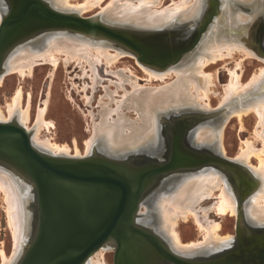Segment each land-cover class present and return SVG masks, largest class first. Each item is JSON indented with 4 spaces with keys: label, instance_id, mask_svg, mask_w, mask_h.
<instances>
[{
    "label": "bare ground",
    "instance_id": "1",
    "mask_svg": "<svg viewBox=\"0 0 264 264\" xmlns=\"http://www.w3.org/2000/svg\"><path fill=\"white\" fill-rule=\"evenodd\" d=\"M68 1L51 0L59 8L74 6ZM151 1L139 0V2H135L134 0H126L122 2L121 0H114L112 7H106L107 10H105L104 16L110 22H115L119 25L156 27L168 25L175 17L180 15L183 19L195 17L201 9L200 4H202L200 0H195L191 4H187L186 0H181L172 7L157 9L153 6L159 0ZM249 1L253 0H226L225 6L228 7L223 11L225 12L226 20L233 26L244 22L248 23L250 27L255 16L249 14L251 12L248 6ZM235 4L240 6V11L235 9ZM93 5H95V2L88 0L75 7L84 11L89 7L92 8ZM77 8L74 9L78 10ZM219 18L220 16L218 18L216 16L207 30L201 34L200 41L193 51L194 54H189L186 58L183 57L178 64L171 65L165 70L145 67V71L148 72L150 78L164 79L167 75L173 74L175 76L173 81L160 87H148L140 85L137 79L133 80L128 74L124 73L121 75L116 73V77H119V80L114 81V83L110 80L116 86L115 90L111 91L106 87V97L111 102L114 101L115 103L117 101L116 107L110 108L109 101L108 104L106 102V104L102 105L100 121L95 122L96 124L94 123L92 135L86 141L87 152L93 153L97 150L104 154L111 153L114 158H122L147 148L156 150L159 148L160 143V122L164 120L163 118L167 113L184 109L199 110L201 107L204 108L202 111L211 109L210 104L204 101L209 97L210 85L213 84L211 74L205 71L207 65L224 57L232 58L236 53L243 54L242 60L256 56L255 48L246 46L250 39L246 38L245 35L235 34L233 30H229L230 28L223 25L213 28L214 24H218ZM37 37L39 38L33 39L30 37L28 41L18 42L9 49L3 63L5 70L0 72V81L2 76L9 71L17 72L21 77L26 76L27 73L30 74L34 69V65L40 60L45 61V63L48 62L54 68H57L60 57L64 56L65 60L63 62L76 61V63L78 62L81 65L84 72L86 71V66H88L93 71L92 74L94 73L92 81L95 84V80L98 77L96 71L98 63L105 61L107 63L106 69H108L124 53L123 51L112 52L107 44L98 42L100 41L98 39L83 36V34L78 36L59 30L58 32L47 33ZM237 65L241 67V61H238ZM229 71L230 79L224 88L221 104L228 102V107L233 108L232 114L237 115L240 122L243 121L242 117L244 115L255 114L254 135L262 143L261 147H257L254 141L246 140L238 157L240 161L252 166L254 173H251V178L255 180L253 182L254 187H259L247 200L245 207L247 218L253 221L254 224L261 225L264 224V66H261L247 82L242 80L243 70L239 72L237 69H230ZM119 73L122 72L119 70ZM200 80H202V83ZM126 81L130 84L132 90L127 91ZM119 88L124 91V95L120 100H116L114 93H117ZM125 100H127L126 105H124ZM44 105V107L38 109L33 134L28 131L32 144L36 149L44 153L68 155L69 146H65L66 144L63 147L56 145L47 140V137L42 140L38 135L39 131L45 125L49 126L50 123L45 117L48 106L46 100ZM124 107L133 108L138 113L137 119L132 120L129 118L123 112L122 108ZM30 108L31 97L28 99L27 105L23 106V90L20 86L11 101L7 103V114L0 107V122L11 123V121L16 119L27 130H30L27 126L30 120ZM114 111L117 114L116 117H112V112ZM223 129L222 123L206 125V127H201L197 131L192 132L190 140L192 143L198 144L201 142L219 146L223 139ZM179 152L183 156V151L179 150ZM77 153L80 154L78 149ZM253 158L258 160L256 166L251 164ZM120 166L128 171L125 166ZM0 187L5 193V200L8 205L7 210L14 226V228L12 227L15 241L13 254L16 255L23 246L22 242L25 237L24 223L28 219L27 214L24 216V204L27 202L26 198L24 199L25 188L19 185L16 177L2 166H0ZM217 190L219 191L216 202L217 214H225L228 211L235 214L237 209L236 197L228 187L222 174L217 169H204L198 172L180 174L175 179L167 178L163 185L161 184L154 198L153 195L147 194L141 200L143 202L150 197L149 201L145 203V207L148 211L154 212L155 220H148L147 222L143 220V215L141 214L137 216L136 222L143 227L149 224L154 226L163 241L166 240L176 254L192 256L205 254L209 256L201 257V259L204 261L209 260L213 258V252L224 247L229 240L228 237L221 236L219 231L222 225L220 222L207 221L204 217H202V220L196 208L200 201L204 198L206 199V197L208 198ZM240 208L239 205V210ZM203 211H207V209H203ZM205 214L208 213L204 212L203 215ZM190 217L194 218L200 233L204 237V240L200 241V243L196 241V243L184 244L178 236L176 226L179 220H187ZM147 229L151 230L150 228ZM103 246L109 245L105 244ZM100 251L95 254L92 253L91 255H94L92 257L90 255L83 264H106L102 258V250ZM2 257V264L11 262L8 257L3 255ZM152 263L155 264L156 260ZM218 264H221V261Z\"/></svg>",
    "mask_w": 264,
    "mask_h": 264
},
{
    "label": "water",
    "instance_id": "2",
    "mask_svg": "<svg viewBox=\"0 0 264 264\" xmlns=\"http://www.w3.org/2000/svg\"><path fill=\"white\" fill-rule=\"evenodd\" d=\"M219 5L220 0H209L202 18L190 22L196 25V36L186 46L176 47L152 42L171 32L173 26L161 31L120 27L104 22L100 16L85 18L76 12L58 11L44 0H11L0 23V72L9 49L22 42V37L59 30L115 44L134 53L147 66L166 69L178 64L184 53L196 46ZM258 51L264 55L262 45L258 44ZM213 113L216 111L207 115L186 110L171 113L178 119L172 126L176 135L173 154L169 161L157 165L134 164L131 160L140 151L122 158L100 151L85 157L43 153L33 146L22 125L0 122V164L30 182L36 194L33 233L18 264H83L105 244L114 250V264H153L155 260V264H217L204 261L202 256L176 254L156 233L136 222L145 191L161 174L183 166L184 174L191 173L204 169L205 164H217L225 174L234 171L241 185L250 180L251 175L241 165L218 153L199 157L192 151H184L183 156L179 152L177 145L183 134L188 138L198 121ZM190 147L202 148L192 143ZM244 199L245 195L240 196V206ZM244 212L241 206L238 220L251 223Z\"/></svg>",
    "mask_w": 264,
    "mask_h": 264
},
{
    "label": "rangeland",
    "instance_id": "3",
    "mask_svg": "<svg viewBox=\"0 0 264 264\" xmlns=\"http://www.w3.org/2000/svg\"><path fill=\"white\" fill-rule=\"evenodd\" d=\"M47 1L50 6H52L54 9L62 11V12H76L78 15L88 18L93 16H100L102 20L106 23L114 24L121 27H128V28H144V29H155V31L171 27L172 31L164 36H160L159 39L153 40L152 42L166 45H173L176 47L186 46L187 43L190 42L196 36V25L191 24L192 20L201 19L203 14L205 13L206 9H208L209 6V0H200L202 1V4H200V10L198 11L197 15L195 17H190L188 19H183V17L180 15L179 17H175L174 20H172L168 25H161L156 27H145V26H124L119 25L118 23L110 22L106 17L104 16L107 8H110L113 6L112 2L114 0H89L95 2V5L89 8L87 10L81 11L79 8L75 7L76 5L82 4L88 0H69L68 2L74 6H71L69 8H59L56 5H54L51 0H44ZM126 1V0H121ZM135 2H139V0H134ZM151 1V0H150ZM156 1V0H152ZM151 1V2H152ZM158 1V0H157ZM178 1V2H177ZM181 0H159L158 2L154 3L155 8L162 9L164 7H172L176 3H179ZM183 1V0H182ZM185 1V0H184ZM188 3L191 4L195 0H186ZM264 0H253L248 2V6L250 7V13L251 15H254V21L248 26V23L241 22L237 26H233L229 23L228 20H226L225 12H223L227 7L225 6L226 0H220V5L218 6V10L215 14H212V18L208 21L206 24L204 30L201 31L199 37L201 38V34H203L209 25L211 24L212 20L217 16L218 24H214L213 28H218V26H226L227 28H230L229 30H233L235 34L245 35L246 38L250 39L249 42L246 43L248 47L255 48L256 56L247 57L244 60L243 54L236 53L234 57L232 58H222L219 60H216L215 62L209 63L207 67L205 68V71L208 72V74H211L212 77V83L210 85V90L208 92L209 97L206 98L204 101L205 103H209L211 109L208 110L205 109H184L186 111H200L204 114H211L212 112L216 111V113H213L211 116H203L202 120H199L197 125L194 127V129L191 131H197L201 127H206V125L210 126L214 123H222L224 126L223 129V139L222 143L217 145L213 144H203V143H192L190 140V136L188 134L189 141L195 146V147H202L200 148V152H208V153H214V155L220 154L223 155L222 157L236 161L243 169H245L250 175L251 173H254L252 166L250 167L248 163H244L238 159L239 154L241 152V148L245 145L246 140L254 141L257 147H261L262 143L260 140L256 139L254 135V127L256 123L255 114L249 113L248 115H244L243 121L240 122L237 115L232 114V109L228 107V102L221 104V100L224 95V88L229 83L230 79V69L234 70L237 69L239 72H242L243 74V82H247L250 77L259 70L261 66H264V55L258 51V44L262 45L264 47ZM98 2V3H97ZM111 2V3H110ZM97 3V4H96ZM110 3V4H109ZM174 3V4H173ZM109 4V5H108ZM202 5V6H201ZM236 5V4H235ZM235 9H238L240 11V6L236 5ZM108 6V7H107ZM224 6V7H223ZM107 7V8H106ZM237 7V8H236ZM73 8V9H72ZM77 8L78 10L74 9ZM8 12V5L5 0H0V23L2 21V17L4 14ZM220 20V21H219ZM113 21V20H111ZM228 22V23H227ZM189 23V24H188ZM64 31V30H61ZM58 31H48V32H42L41 34H37L32 36L31 38L36 39L39 38L37 36L54 33ZM67 32V31H64ZM70 33V32H67ZM74 35H80L79 33H71ZM84 36V35H83ZM30 38V37H29ZM197 41L196 46L198 44ZM29 39H27L28 41ZM25 42V41H24ZM101 43L107 44L109 46V49L112 52L116 51H123L122 57L112 66H110L108 69H106L107 63L105 61H101L98 63L97 67V75L95 84L92 81V78L94 77L93 71L89 69L88 66H86V71H83V68L81 65L76 61H70V63H65L63 60H65L64 56H61L59 59V66L57 68H54L51 64L48 62L45 63V61H38L34 65V69L30 74H26V76L21 77L17 72H7L2 76V80L0 81V107L4 109L5 113L7 112V103L8 101H11L12 97L14 96L16 90L18 87L21 86L23 90V106L27 105L28 99L31 97V110H30V120L27 123V126L29 127L30 133L33 134L34 129V123L37 119L38 109L40 107H44L45 100L47 101V109H46V119L50 122L49 126H44L38 133L39 137L44 140L47 137V140H50L52 143L59 145V146H69L68 155H63L67 157H85L88 155H92L93 153H99V151L95 150L92 152L86 151V141L89 139L92 135V128L94 127L97 122L100 121V111H102V105L108 104L110 108H115V104H117V101L111 102L109 98L106 97V87H108L109 90H115L116 86L113 84L114 81L119 80V77H116L117 74L123 75L128 74V76H131L133 80L137 79L138 83L142 86H152V87H160L165 85L168 82H171L174 80V75L170 74L167 75L164 79H155V77H149L148 72L145 71V65L144 63L140 62L137 58V56L130 52L122 49L121 47H118L115 44L107 43L106 41H98ZM250 44V45H249ZM195 47L184 54V58H186L189 54H194ZM167 50V49H166ZM169 51V50H167ZM64 58V59H63ZM241 61V67L237 65V62ZM65 63V64H64ZM150 66H147L148 68ZM5 68V67H4ZM240 68V69H239ZM242 68V70H241ZM5 70V69H4ZM53 70V71H52ZM109 70V72H108ZM115 70V72H114ZM118 70V71H116ZM120 72L122 73H119ZM165 70V69H162ZM110 71H112L110 73ZM127 72V73H126ZM136 78H135V77ZM113 81V83L111 81ZM110 82V83H109ZM202 83V80H200ZM125 86L127 91L132 90L131 86L127 81L125 82ZM212 86V87H211ZM124 91L119 88L117 93L115 92V99L120 100L123 98ZM90 97V98H88ZM92 97V98H91ZM127 100L124 101V105L127 104ZM114 103V104H113ZM204 103V102H200ZM228 107V108H227ZM123 112L126 113L129 118L132 120L137 119L138 113L133 108H122ZM175 111V113H179L181 111ZM221 111V112H220ZM92 112V113H91ZM220 112V113H217ZM171 113H167L164 120L160 122V143L159 148L154 150L147 148L140 153L141 156L146 157V162L151 161V159H154L147 155H155L158 150H160L162 146V138L164 134V129L166 128V125L170 124V127H172L175 123L174 121L178 120L177 117H172ZM7 114V113H6ZM232 114V115H231ZM116 112H112V117H116ZM206 117V118H205ZM11 122H17L20 125L18 120H13ZM96 122V123H95ZM95 123V124H94ZM167 123V124H166ZM53 125V126H51ZM23 126V125H22ZM24 127V126H23ZM47 127V128H46ZM49 127V128H48ZM25 128V127H24ZM190 133V134H191ZM189 144L188 146H190ZM93 146V145H92ZM91 146V147H92ZM187 146V145H186ZM76 147V148H75ZM219 147V148H218ZM223 147V148H222ZM93 148V147H92ZM77 149L79 150V153H77ZM76 150V151H75ZM44 153V152H43ZM77 153V154H76ZM54 155H61V154H54ZM79 155V156H78ZM107 156H111V153H106ZM213 155V154H212ZM129 156V155H127ZM126 157V156H125ZM145 160L143 163H146ZM148 160V161H147ZM258 160L256 158H253L251 160V164L256 166ZM0 166L4 167L0 164ZM6 168V167H4ZM11 174H13L16 177L17 183L24 187V199L26 198L27 202L24 204L25 206V213L24 216L27 214L28 219L25 221L24 225V239H23V246L20 249V252L18 254L14 255V247H15V241H14V226L11 223V219L9 217V211L7 210V202L5 200V193L0 187V264L3 263V256L8 257L11 261L9 264H18L17 262L20 259V256L22 252L24 251L25 247L28 245V241L30 238V235H32V225L34 223L36 213L34 212V200L36 197L35 194V188L32 186L30 182H28L26 179L15 173L13 170L6 168ZM204 169H216L213 167V165H207L204 167ZM201 169V170H204ZM222 176L224 177L228 187L231 189L233 195L236 197L237 201V209L236 213L233 214L231 212L218 213L216 210V202L218 200V194L219 191H215L214 194L204 198L200 203L197 205L199 216L204 217L207 219V221H216L220 222L222 227L220 229V234L222 237H228V243H230L232 240H234L237 237V229H238V215H239V205H240V195H237L239 193H236L233 182H231V179L229 176L225 173H223L221 170L217 169ZM200 171V170H199ZM198 172V171H195ZM179 175H174L170 178H177ZM252 183L255 181L251 177L249 178ZM165 182V181H164ZM163 182V183H164ZM162 183V185H163ZM161 187V186H160ZM156 189L152 193H148L153 195V198L157 195L159 189ZM259 188V187H258ZM256 186L254 187V184L251 185L248 192L245 194V199L242 202L243 205L242 209L246 207L247 200L251 196L253 192H256L258 190ZM147 198V197H146ZM150 197L147 198L145 201H141L140 203V210L138 211V216L143 215V220L147 221H153L155 220L154 212L148 211L145 207V203L149 201ZM240 206V207H241ZM209 207V208H208ZM207 209V211H203ZM210 209V210H209ZM143 212V213H142ZM208 215L205 217V215ZM219 212V211H218ZM243 213V210H242ZM245 216L246 212H244ZM243 214V215H244ZM138 219V218H137ZM248 219V218H247ZM203 220V219H202ZM249 220V219H248ZM205 221V219H204ZM253 225L255 226H264V224L258 225L254 224L253 221L249 220ZM10 222V223H9ZM13 227V228H12ZM144 227L150 228L154 233H156L159 237V233L154 229V226L151 224L145 225ZM178 236L180 240L184 244H189L190 242L193 243L196 241L200 243L204 239L203 235L199 231V227L196 224L193 217H190L187 220L180 219L178 225L176 226ZM162 240L163 238L160 237ZM166 241V240H165ZM164 241V242H165ZM226 242V240H225ZM166 245L171 249L168 242H165ZM227 245V244H226ZM226 245L224 247H226ZM224 247L215 250L213 253L224 249ZM102 250V258L106 264H114V250L110 248V246H102L100 249H98L96 252H101ZM3 252V254H2ZM95 252V253H96ZM94 253V254H95ZM212 253V254H213ZM93 254V255H94ZM14 255V257H13ZM91 255V257L93 256ZM182 256H188L192 257V255H184V254H178ZM203 255V256H202ZM197 256L207 257L209 255L201 254ZM11 257V258H10ZM13 257V258H12ZM90 257V258H91ZM12 259V260H11Z\"/></svg>",
    "mask_w": 264,
    "mask_h": 264
},
{
    "label": "flooded vegetation",
    "instance_id": "4",
    "mask_svg": "<svg viewBox=\"0 0 264 264\" xmlns=\"http://www.w3.org/2000/svg\"><path fill=\"white\" fill-rule=\"evenodd\" d=\"M8 5V10L10 6L11 0H5ZM29 35L22 37V42L27 41L29 39ZM5 57V56H4ZM176 140V135L172 133V127L169 125L166 126L162 138V146L160 150L155 155H147L154 159L151 161L146 162V157L141 156L142 153H138V156L134 157V164L136 165H143L154 163V165L165 163L169 161L173 154V144ZM189 142V143H188ZM191 144L188 138L184 139V134L182 139L179 142L178 150L183 151H192L197 154V156H216L214 153L208 152H200V150L192 149L190 146ZM187 145V146H186ZM181 146V147H180ZM161 152V153H160ZM213 154V155H212ZM145 160L146 163H143ZM132 161V160H131ZM136 162V163H135ZM207 165H213L216 169L220 168V165L217 164H205L203 167ZM227 175L233 182L234 187L239 191V195H245L248 190L250 189L251 185H253L252 181L248 180L247 184L244 183L241 185L240 177L236 175L234 171H226ZM184 173V166L180 169L173 170L171 172L161 174L156 177L148 186L147 190L144 193L146 196L148 193H152L156 189H158L161 184L166 181L167 178L173 177L174 175H179ZM238 180V181H237ZM143 196V197H144ZM221 261V264H264V226H255L246 220H238V229H237V237L232 240L230 243L224 247V249L215 252L213 258L206 260V261Z\"/></svg>",
    "mask_w": 264,
    "mask_h": 264
}]
</instances>
